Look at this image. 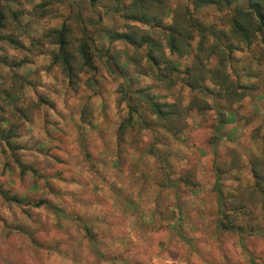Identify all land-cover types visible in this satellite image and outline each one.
<instances>
[{"label": "clouds", "instance_id": "9594fccd", "mask_svg": "<svg viewBox=\"0 0 264 264\" xmlns=\"http://www.w3.org/2000/svg\"><path fill=\"white\" fill-rule=\"evenodd\" d=\"M184 6L159 0L149 12L154 27L174 25ZM129 23L149 30L147 22ZM248 23L249 33L240 24L230 35L211 30L203 45L205 30L194 32L183 48L176 45L181 63L218 69L231 84L241 61L264 50V20L252 13ZM165 55L175 53L167 48ZM157 63L162 79L137 70L131 84L107 68L68 78L58 65L59 82L44 76L54 86L42 89L50 102L36 109L35 123L24 122L20 138L32 146L10 169L7 145L0 150V182L29 194L25 202L14 191L0 196V264H252L253 257L264 264V176L254 168L256 157L264 158V130L252 135L264 110L260 119L238 116L228 125L214 92L207 108L197 107L190 88L178 104L173 93L192 83L191 72L174 74L167 62ZM170 75H179L171 91ZM201 82L205 92L217 86L211 76ZM56 170L61 174L39 181L47 200H35L34 174Z\"/></svg>", "mask_w": 264, "mask_h": 264}, {"label": "trees", "instance_id": "16d2710c", "mask_svg": "<svg viewBox=\"0 0 264 264\" xmlns=\"http://www.w3.org/2000/svg\"><path fill=\"white\" fill-rule=\"evenodd\" d=\"M54 2L58 3V0H54ZM158 3L159 0H88L87 8L90 13L87 14L84 8L76 6V11L68 15V19L63 20L59 26L44 29L39 37H33L25 30L23 17L29 16L33 19L43 20L52 16L55 13L53 0H40L36 6H33L30 14L14 0H0V66L10 76L8 88L0 89V112L10 108L12 113L15 111L24 120H30L29 110L27 114L26 110L19 107L20 93L23 94L28 87L34 86L33 82L28 79V76L34 73L24 68L32 62L30 57H48L49 66L57 68L59 65L60 73L68 78L72 77L73 72L95 73L103 72L107 68L109 71H114L116 75L126 76L130 84L133 81V76H131L132 73L128 75V66L145 74L151 72L160 80L162 76L157 62L163 60L172 67L174 74L191 72L192 83H185V87L190 88L191 92L199 91L203 93L204 98L208 93L214 92L218 103L219 100L223 101V104L218 107V115L224 124L233 121V113L228 108L233 103L251 95L256 87L250 84H241L239 77L229 84L218 69H204L199 63L190 66L184 65L181 69L180 60L184 59V56L176 52V45L183 48L184 38H194V32L201 29L205 30L200 31L202 39L212 35L211 30H215L213 26L218 25L220 21L217 24H206L199 21L196 16L200 9L206 7L229 11L227 18L222 19V22L227 25L226 29L221 31L225 35L238 31L236 24H240L245 33L251 32L248 19L252 13H255L264 20V0H196L195 4H193V0H186L184 12L175 24H162L161 29L154 27L157 20L154 16L149 15L153 5ZM106 17L109 19L117 17L120 22H123V30H113L104 24ZM129 21H138L141 24L147 22L149 30L144 31L134 27ZM125 29L128 30L125 31ZM177 33L179 36L176 35ZM24 38L29 42L25 43ZM161 38L166 41L167 48H171L175 55H165L158 42ZM246 38L245 36L244 39ZM118 42L123 43L124 50L114 52L116 49L113 45ZM9 51H14L18 55L24 54V57L10 56ZM219 51L221 56L228 55L223 48ZM143 58L148 65L142 66ZM209 76L212 77V82L217 85V89L208 88L205 92L203 83L197 84V82L201 81V77L206 80ZM0 79L3 80L2 84H6L3 74L0 75ZM178 79L179 75H170L165 79V87H172ZM237 88L242 91L239 93ZM143 99L147 100V97H143ZM41 102L39 101V103ZM202 106L204 107V105ZM205 106L208 105L205 103ZM15 127L11 124L8 130H3L0 133V142L7 145V150L13 155L23 149V145L10 139L12 129ZM261 162H258L256 157L254 168L257 177L263 176L260 169L264 170V158L261 159ZM5 192L0 187V196L5 195ZM17 198L20 201V197ZM33 206L35 207V205Z\"/></svg>", "mask_w": 264, "mask_h": 264}, {"label": "rangeland", "instance_id": "374dc122", "mask_svg": "<svg viewBox=\"0 0 264 264\" xmlns=\"http://www.w3.org/2000/svg\"><path fill=\"white\" fill-rule=\"evenodd\" d=\"M16 1L19 5H22V8L27 12L31 13L33 6H36L40 0H14ZM57 1V0H56ZM87 1L88 0H58V3H55L53 0L54 5V10L55 13L43 20H38L37 18H31L29 16H24L23 17V23H25V30L28 31L29 34H31L33 37H39L40 34L42 33V30L44 29H52L57 26H59L63 20H67V16L72 14L74 11H76V6H80L85 9L86 13H90L89 9L87 8ZM185 5H186V0H185ZM16 9V8H14ZM219 13L220 15H217ZM229 15V11L227 10H218L215 7H206L203 9H200L198 13L196 14L197 18L199 21H202L206 24H217L213 26L215 29V32H221L222 30L226 29V26L224 22H222V19L227 18ZM104 24L109 26L113 30H118L122 31V25L123 22H120L117 17H114V19H109L105 18ZM163 24V22H161ZM164 25V24H163ZM212 27V26H211ZM158 34V32H157ZM158 36V35H157ZM23 41L29 42L27 39H23ZM161 45V49L165 52V49L167 48L166 46V41H164L162 38L160 41H158ZM203 42V39H202ZM115 47V51H123L124 50V45L123 43H116L113 45ZM10 56H15L16 58L19 57H24V54H16L14 51H9ZM32 62L28 65V67H24L25 69H29L31 72L34 74H31L28 76V79L33 82L32 87H28L24 93L21 94V99L19 103V107L23 108L26 110V112L29 110V118L27 122L29 123H35L36 119V109H39L41 107V104L44 103L45 101L50 102L49 97L47 96L46 91H42V89H51L52 85H47L44 83V76L45 75H50L53 77V79H56L59 82V76L55 75L56 67H50L49 62H48V57L46 56H39V57H30ZM183 59L180 60V62ZM179 61V60H178ZM142 66H146V60L143 58L141 62ZM101 65V64H100ZM148 65V64H147ZM185 64L181 63V69L183 68ZM138 70V69H137ZM135 68L128 66L127 71L129 72L128 75L132 73L131 76H133V80H137L138 76L135 74L137 72ZM22 71V70H21ZM104 71V70H103ZM134 73V74H133ZM141 75H148L145 74L144 72L140 71ZM3 74V77L5 79L6 84H2L3 80L0 79V89H7L8 88V81L10 80V76L6 74V70L3 69L0 66V75ZM236 78L239 77V82L241 84H250L256 87V90H253L251 92V95L247 96L250 97L251 99L247 104L242 103L244 98L238 102H235L232 104L230 108H228L234 116V120L228 123V125H232L236 123L237 117L239 116L240 118L252 122L254 120L260 119V112L261 110H264V50L261 51L259 54L254 55L252 57L245 58L244 60L241 61V65L239 67V70L235 72ZM245 76H248L247 78ZM176 84V83H175ZM175 84L172 87H167L170 91L175 88ZM239 85L238 83H236ZM148 87H156V85H149ZM188 89L185 86L179 89L178 92L173 93L178 100V104L182 103L183 98H184V93L185 90ZM209 89L214 90L217 89L209 87ZM237 91L240 93L242 89L237 88ZM29 92L35 93L36 94V100H32L31 97L28 95ZM190 96L194 98V103L197 105V107H203L207 108L208 106H205V98L202 96L203 93L197 91V92H189L188 93ZM197 100V101H195ZM38 101H42L39 103ZM37 105V106H35ZM4 112H0V133L1 131H6L9 129V125H15L16 127L13 128L12 134L10 135V139L14 141L15 143H19L23 145V149L19 150L18 152L13 155L10 153L8 150L5 152L6 157L8 159L5 162V168L10 169L11 165L13 162L19 163V160L17 159L18 154L25 150L28 147H31L32 145L30 144H25L21 142V136L27 131L25 129V121L19 113H15V111L12 113L10 108L4 109ZM28 114V112H27ZM208 120V125L209 127H213L216 125V121L213 120L211 117H207ZM7 121V123H5ZM264 130V122H262L259 125L258 129H254L252 135L253 136H259V131ZM1 135V134H0ZM4 144L0 142V150H3ZM39 147V145H37ZM10 154V155H9ZM261 157L257 156V161L261 162ZM25 171L22 169V172ZM14 172V170H13ZM261 174L264 176V170L261 171ZM15 174V173H14ZM61 171L56 170L52 173L48 172H41L34 174L35 179L32 181V197L35 200H47V195L42 194L40 191V186H39V181L42 179H45L49 175H60ZM0 187L4 191H14L15 195L17 197H20V202H25L29 199V194L28 193H21L19 191H16L11 185L5 183V182H0ZM48 204L50 205V208L56 209V208H63V205L59 201H51L48 200ZM35 205V204H33ZM34 207V206H33ZM31 218V217H29ZM255 257L252 259V264H255Z\"/></svg>", "mask_w": 264, "mask_h": 264}]
</instances>
